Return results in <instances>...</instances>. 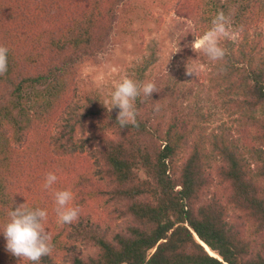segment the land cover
Masks as SVG:
<instances>
[{"label":"trees","instance_id":"16d2710c","mask_svg":"<svg viewBox=\"0 0 264 264\" xmlns=\"http://www.w3.org/2000/svg\"><path fill=\"white\" fill-rule=\"evenodd\" d=\"M123 1L0 0V46L8 49L7 72L0 76V139L14 109L28 117L25 129H33L24 94H30V109L37 107L32 123L45 130L39 141L29 140L31 149L0 144V231L8 212L25 204L47 212L53 250L39 264H264V0H177L193 17L192 38L209 30L220 12L237 37L220 41L222 60L205 56L196 101L179 96L178 83H168L151 98H137L138 127L121 128L119 109L109 112L98 91L83 85L80 70L104 45L108 19L116 20ZM72 19L81 29L68 26ZM154 57L137 65V83ZM36 86L44 88L24 93ZM204 92L229 118L209 132L215 112L198 107ZM43 145L73 160L48 162L44 173L27 170L24 177L17 164L30 158L32 146ZM82 154L98 165L99 176L80 163ZM48 173L57 176L54 193H77L72 207L79 217L72 224L57 223L49 208L43 187ZM88 179L113 186V203L96 200ZM124 201L130 202L128 223L115 228L105 207L112 203L110 213L121 217ZM0 264L31 262L11 255L0 233Z\"/></svg>","mask_w":264,"mask_h":264},{"label":"rangeland","instance_id":"374dc122","mask_svg":"<svg viewBox=\"0 0 264 264\" xmlns=\"http://www.w3.org/2000/svg\"><path fill=\"white\" fill-rule=\"evenodd\" d=\"M41 6L51 10V16L57 15L55 10L51 9L52 7L45 1H42ZM184 8V5L182 8L180 4H177V0H124L117 10L116 20L108 19L111 28L108 29L110 33L107 40L105 39L104 45L99 49L94 59L91 58L85 61L81 67L80 79L83 81V85H88L97 90L103 101L108 100L111 92L114 91L115 84L121 82L123 78L127 77L138 82L137 65L148 59L152 53H155V63L147 70V76L142 83L153 82L158 90L167 88L168 83H173V85L178 83L175 87L181 93L179 96L185 98L190 94L191 98L196 101L195 96L200 89L198 83L203 82V70L207 68V65L204 63L205 56L194 52L191 48V44L199 36L192 38V36L197 34L196 25L191 19L193 17ZM60 12L61 15H64L67 11L60 10ZM67 23L69 27L71 25L73 28L81 29L80 25L76 26L75 19ZM103 28L106 29V22ZM26 47L25 44H21L19 48L24 53ZM187 68L194 71V73L188 75ZM27 70H31V68ZM194 76H196L195 79ZM43 88V86L26 87L24 93H34V89ZM208 96L209 94L204 92L198 98V100L201 99L198 107L203 109V112L208 111V109L215 112V115L208 122L209 130L207 132L215 129L224 121L229 123L227 115H222L214 104L213 98L209 100ZM24 97L23 103L27 110L30 111L33 129H25L24 126L29 120L28 117L22 114L21 110L14 109L13 115H10L9 122L3 131L4 136L0 139V144L4 145L6 149L9 147L18 148L20 145L24 149L30 148L29 144H31V141L29 140L33 139V142L39 141L44 136L43 131L45 130L41 127L38 128L37 125L32 123L34 119H37V107L30 109L32 105L30 94H24ZM185 102L187 105L188 101L185 100ZM113 110L114 108L111 111ZM55 130L58 131V128H54L52 132ZM31 152L30 158H23L17 164L20 173L24 177L27 170L37 174L44 173L45 165H48V162L63 161L68 163V158L73 160L72 156L63 157V153H60V155L55 152L50 154L44 145L37 148L32 146ZM80 160V163L86 164L91 169L92 173H94L93 175H100V168L90 157L82 154ZM59 176L63 179L61 172H59ZM139 177L141 180L147 179L144 173H140ZM62 179H58V181L63 182L64 179ZM109 179L111 181V177ZM88 180L90 184L88 192L91 195L99 193L96 200L101 199V202L104 203L105 200L110 198L109 194L113 190L112 185V188H110L97 184L90 179ZM32 185L34 187L40 186L35 182H32ZM91 185L94 186L92 187ZM45 192L50 200L49 208L53 205V213H56V204L51 201L50 197L52 192L54 193V188L46 189ZM71 192L75 199L77 193L75 190ZM42 201H44V198ZM109 201L111 200L109 199ZM73 202L74 200L69 203L70 207H72ZM112 203L106 204L105 208H107L106 212L110 216L113 227L121 228L127 226L129 216L127 212L130 202L124 201L119 207L115 203L120 209L121 217L117 213H110L113 209ZM57 230L61 231L62 229L58 226ZM84 253L88 254L89 252L85 251Z\"/></svg>","mask_w":264,"mask_h":264},{"label":"clouds","instance_id":"9594fccd","mask_svg":"<svg viewBox=\"0 0 264 264\" xmlns=\"http://www.w3.org/2000/svg\"><path fill=\"white\" fill-rule=\"evenodd\" d=\"M225 38L236 39V34L230 31L227 18L223 12H220L212 20L211 28L196 38L191 44V48L194 52L206 56L210 61H219L226 54L225 49L220 46V41ZM7 53L8 49L0 46V76L7 72ZM193 73L194 71L187 68L188 75ZM154 92H159L155 83L144 82L141 84L125 77L121 82L115 84L110 99L105 100L103 105L109 112L113 108L119 109L116 121L121 128L128 125L138 127L135 101L141 96L151 98ZM154 110L158 111L159 107L157 106ZM56 182L57 176L54 173H48L43 187L49 189ZM54 196L57 223L64 225L77 221L79 209L69 206L73 200V193L69 190H60L55 191ZM8 216L10 219L0 233L3 234L6 240V250L11 255L20 258L21 261L39 264L43 257L51 254L53 250L51 235L44 227V221L47 219L45 210L29 209L25 204H21L14 211H9Z\"/></svg>","mask_w":264,"mask_h":264},{"label":"water","instance_id":"95a60500","mask_svg":"<svg viewBox=\"0 0 264 264\" xmlns=\"http://www.w3.org/2000/svg\"><path fill=\"white\" fill-rule=\"evenodd\" d=\"M197 240L201 243V245H203L205 248H206V250L208 251V249H207V245L205 244V243H202L199 239H198V237H197ZM207 246V247H206ZM209 252V251H208Z\"/></svg>","mask_w":264,"mask_h":264},{"label":"bare ground","instance_id":"6f19581e","mask_svg":"<svg viewBox=\"0 0 264 264\" xmlns=\"http://www.w3.org/2000/svg\"><path fill=\"white\" fill-rule=\"evenodd\" d=\"M203 243V242H202ZM207 247V246H206ZM207 249H208V251L210 252V254L211 255H213V256H216L217 257V255H215V253H213L211 250H210V248L209 247H207Z\"/></svg>","mask_w":264,"mask_h":264}]
</instances>
